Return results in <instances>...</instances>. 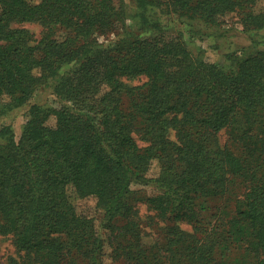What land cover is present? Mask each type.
Listing matches in <instances>:
<instances>
[{"label":"trees","instance_id":"16d2710c","mask_svg":"<svg viewBox=\"0 0 264 264\" xmlns=\"http://www.w3.org/2000/svg\"><path fill=\"white\" fill-rule=\"evenodd\" d=\"M134 2L0 0V120L28 106L19 138L0 124V235L39 264H212L220 234L235 264H264V0ZM228 16L248 43L209 61L192 43L236 41ZM35 22L38 38L17 27ZM43 90L54 103L34 102ZM140 203L163 243L145 241Z\"/></svg>","mask_w":264,"mask_h":264},{"label":"rangeland","instance_id":"374dc122","mask_svg":"<svg viewBox=\"0 0 264 264\" xmlns=\"http://www.w3.org/2000/svg\"><path fill=\"white\" fill-rule=\"evenodd\" d=\"M118 1V0H117ZM126 6L130 12V14H134L136 10V4L134 0H125ZM228 24L225 25V27H230L232 32L230 34H233L236 36V38H233L236 41H227L224 42L223 48L216 49L214 45L210 42V40L205 39H196L194 43H192V49L195 51L196 48L201 46L203 50L205 51L206 59L209 61H220L224 59L225 53L227 48L232 49L234 47H238L235 42H242V43H248V40H246L245 34L241 33L240 23L237 20V17H227ZM17 27H23L28 29L31 34H33L35 37H40L42 33V25L40 23H22L17 25ZM264 37V31L262 33ZM232 39V40H233ZM101 40H105V37H101ZM145 81V78H137V79H125V82L129 84L130 86L141 84ZM50 102L54 103V98L52 94H50V91L43 90L39 92L36 97L34 98V102ZM28 106H24L21 108H18L11 112V114L8 115V117L3 118V120H0V124L2 123H12L14 125L17 138L20 137L22 132V126L26 121V114H27ZM50 125L55 124V118L52 117L49 122ZM219 137V143L221 146H226L229 143L228 134L225 131H222L218 135ZM170 138L175 139L174 131L170 133ZM138 143L140 146H145L147 143L137 137ZM159 170V164L158 162L154 161L150 176H155L156 173ZM147 193H152V189H148ZM220 206L226 208L232 204L231 199H224L219 201ZM76 205L78 212L84 215H88L96 219V224L99 226L100 219H101V210L97 206V199L95 197H87L83 199H77ZM135 219L140 224L141 228L143 229L145 233V241L147 244L152 245L154 242L163 243V240L165 238V232L167 228L166 222H164L159 216L156 215V212L151 209L148 205L145 203H140L137 206L136 213H135ZM182 230L187 232L188 234H194L196 235L199 240L204 242V236L202 232H195V228L193 225L188 223H181L180 224ZM220 234L216 235L215 237H219L218 241L214 247V260L212 264H235L238 262V260L241 258L243 251L242 249H239V247L232 246L228 250V244L226 243L225 238L222 236H219ZM214 237V238H215ZM165 241V240H164ZM111 253L110 248L106 247V254L109 256ZM25 255V254H24ZM106 256V258H108ZM107 264H110V261H106ZM0 264H39L32 262L29 256L23 257L16 249L13 239L11 236H5L0 235Z\"/></svg>","mask_w":264,"mask_h":264}]
</instances>
